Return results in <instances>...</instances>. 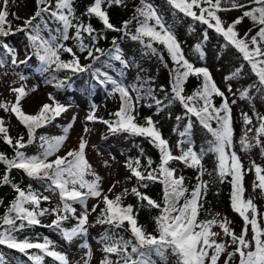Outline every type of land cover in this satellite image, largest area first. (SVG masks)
Returning a JSON list of instances; mask_svg holds the SVG:
<instances>
[{"label": "snow or ice", "instance_id": "snow-or-ice-1", "mask_svg": "<svg viewBox=\"0 0 264 264\" xmlns=\"http://www.w3.org/2000/svg\"><path fill=\"white\" fill-rule=\"evenodd\" d=\"M124 3L125 0H93L84 15L89 20L93 17L98 19L104 29L130 36L131 40L138 41L153 54L158 53L154 44L162 45L166 49L171 60L177 65L173 69L172 100L178 101L185 109V115L196 117L200 125L211 134L212 140L209 142L208 151L216 156L215 172L220 182L223 183L230 177L231 208L243 220L241 232L237 234L230 227L231 221L227 217H220L219 214L200 219L201 210L204 209V196L208 189L207 182L202 180L205 174L202 155L192 147L185 149L184 140L179 141L177 145L180 155H173L169 141L163 138L151 117L145 118L144 124L137 122L134 113L139 100L144 98L140 95V89L132 86V90L137 92L134 100L128 86L114 79L107 71H102L100 67H94L102 57H111L125 68L129 66L120 54L121 49L117 46L116 38L112 40L114 52L111 49L106 52L96 46L102 32H98L90 22L85 23L76 15L74 0H54V3L53 0H37L38 10L35 15L13 28L12 22L8 19L9 0H2L0 65L5 63V55L10 56L11 64L17 67L27 65L34 56L39 62V71L52 73L49 82H54L58 89L64 88L71 80V76H66L63 80L57 79L54 73L60 71L71 72L72 75L89 72L100 85H111L110 94H118L121 101L119 109L110 114L113 119L98 117L96 106L92 105L86 120L103 123L111 134L123 133L146 138L158 150L159 163L153 166L154 161L151 157L147 158L146 164H142L140 157L128 158L125 163L129 172L127 179L134 178L138 186L130 190L125 188L121 193L115 194L114 198H110L109 194L120 182L116 181L107 192L103 190V178L93 170L86 158L88 141L83 135L79 137L78 148L69 149L64 155L59 154L68 139L70 129L76 120L75 116L63 127V134L37 137L38 129L61 117L69 110V106L58 102L49 94L52 103H45L35 114H28L23 110L21 101L29 94V90L24 85L12 87L10 91L15 94V102L0 101V109L14 115L23 125L27 130V140L23 135L13 137L6 120L0 117V141L10 146L14 152L11 157L0 152V164L5 168L0 176V184H11L15 192L5 212L0 215V245L29 256L34 264H42L45 256L53 258L58 264H70L65 254L55 250L54 242L49 237L20 239L17 233L25 228L40 225V217L51 215L54 218L46 227L58 230L63 239L70 242L78 236L88 234L89 216L96 213L95 223L108 225L100 240L104 255L99 264H167L169 257L174 258V264H218L223 253H227L224 264H229L237 255L239 264H264V225L261 222L264 214L258 212L252 198L245 199L244 196V177L248 171L255 173L254 190L259 189L264 193V166L252 161L251 167L245 169L240 156L234 150L232 109L225 93L217 86L206 67H195L185 58L180 42L148 0H140L132 18L124 21L121 27L111 23L107 8L113 5L122 6ZM167 3L185 16L207 25L209 29H214L233 46L257 77V82L249 87H255L257 91L264 93V0H247V3L230 0L231 7L227 9L221 7L222 0H167ZM234 9L243 10L242 15L225 26L218 12ZM45 14L57 23L55 31L58 35L45 38L42 32L47 28V22L44 21L43 26L34 23L37 18L43 20ZM11 15L20 19L15 13ZM244 18L250 19L253 26L258 29L254 35H249L252 32V29H249L241 37L236 30V26L242 23ZM133 22L137 26L135 31L131 32L129 25ZM16 33H24L28 42L23 60L17 59L18 50L7 42V38ZM85 37L89 39L88 43H85ZM70 39L76 42L79 52L86 53L85 59L91 63H81L73 47L64 43ZM204 39H208L207 32L204 33ZM196 47L199 49L200 46ZM28 48L31 49L30 52H27ZM62 53L69 54L71 59H62ZM160 58L163 59V56ZM240 71L241 69H237L232 77L226 79L237 77ZM189 76L202 78V82L192 94L185 95L184 84ZM19 78L24 80L25 76L20 74ZM148 95L151 96V92ZM214 96L222 98L218 107L213 102ZM240 98L251 100L249 89L241 91ZM152 99L159 108L162 101L155 96H152ZM235 102L232 101L233 104ZM241 116L245 125L239 140L241 149L247 152L259 147L261 155H264V141L261 139L264 137V115L254 112L258 126L253 125V117L248 113H242ZM176 119L179 121L181 117L177 116ZM213 121L216 127L212 126ZM249 125L253 126L248 127ZM192 126L189 119L185 130L179 133L180 136L189 135ZM89 131V128H84L85 133ZM249 133L254 135L249 136ZM37 140L39 151L33 155L26 154L24 149ZM173 161H179L198 170L197 183L190 191L185 185V177L177 175V170L171 167ZM13 169L22 170L28 178L40 182L44 191L33 189L31 184L27 188L12 184L10 173ZM89 176L92 178L88 179ZM149 183L162 185L161 202L141 190L147 189ZM45 193H54L58 196L56 206L41 207L42 203L51 201V196ZM129 194L136 197L141 207L158 210V215L153 218L154 232H148L139 224L137 209L132 204H124V199ZM89 199L98 200L91 209L87 204ZM100 203L103 204L102 208ZM75 205L81 206L79 212ZM69 219H74L76 223L71 228H65L64 222ZM249 226L252 233L250 239ZM216 227L221 231H214ZM121 232L129 233V236L126 238ZM221 233L228 239L218 240ZM230 246L233 250L228 252ZM82 247L88 249L83 264H91L93 257L91 248L87 244H83ZM32 249L38 250L41 254L31 255L29 250ZM0 264H5L2 255Z\"/></svg>", "mask_w": 264, "mask_h": 264}, {"label": "trees", "instance_id": "trees-1", "mask_svg": "<svg viewBox=\"0 0 264 264\" xmlns=\"http://www.w3.org/2000/svg\"><path fill=\"white\" fill-rule=\"evenodd\" d=\"M140 0H125L124 5L116 6L113 5L110 8H107L110 22L113 23L117 27H121L122 23L126 20H130L134 14L135 8L139 5ZM157 10L158 13L162 16L164 21L166 22L167 26L171 28L173 34L176 36L177 40L180 42L182 48L185 45H189L191 48V54L193 55L191 58L185 57L190 63H192L195 67H206L217 86L225 93V96L228 99V102L232 109V120H233V128H234V138L238 136V116L235 113L236 107V98H231V96L227 93V91L218 85L215 71H221L225 78L232 77V74L236 72L237 69H241L239 75L237 77L227 79L231 85V89L238 95L240 98V93L244 89H249L251 97L260 96L264 99V93L259 92L256 90L255 87H249L254 85L257 82V77L252 73L250 66L247 64L246 61L242 59V55L230 44H228L225 39L220 35L217 34L214 29H209L207 25H204L198 21L193 20L190 17L185 16L184 14L180 13L178 10L173 9L168 3L167 0H148ZM240 3H247V0H238ZM54 3V0H53ZM20 5H24L29 13V17L35 15L36 11L38 10L37 0H9L8 11L10 13L8 19L12 22L13 28L22 25L23 21L27 18L20 16L17 13V8ZM0 6H2V0H0ZM89 6L88 0H74V8L76 15L79 16L85 23L90 22L92 26L98 31L102 32V37L96 42V46L104 49L106 52L110 49L113 50L112 40L116 38L117 46L121 49V56L124 60H126L129 64L128 67H124L119 61L112 59L111 57H102L101 61L97 62L94 67H100L102 71H107L110 76L114 79L118 80L125 84V86L129 87L130 93L132 90V86H136L140 89V95L144 98L139 100L137 104L136 112V120L140 124L145 123V118L151 117L154 121L156 127L161 132L163 138L169 141L171 146V137L167 134V129L170 125H174L173 130L177 133L180 137V141L184 140V147L185 149L188 147H192L193 150L198 152L202 155V166L204 168L206 179L205 181L208 184L207 193L204 196V209L201 210L200 219L209 218L212 214H219L221 217L224 210H227L233 214H235V220L233 226L231 227L237 234H239L243 228V220L242 218L235 213L231 208L230 202V194H231V184L229 183L230 177L225 179L223 183L220 182L216 172V158L215 154L208 151L210 147V141L212 140L211 134L204 129L199 121L194 116H186L185 109L183 106L178 102L172 100V92H171V85L173 80V69L177 67L176 64L171 60L170 56L168 55L166 49L159 44H154V47L157 48L158 53L153 54L148 49H146L141 43L138 41H133L130 39V36H125L122 32H114L111 30L104 29L102 23L96 19L95 17L89 18L84 15L86 8ZM106 7V5H105ZM222 8H230L231 3L230 0H222L221 4ZM167 11L169 14H166ZM231 12L236 11L238 14L229 21L226 25L231 23L237 17L242 15V11L240 9L230 10ZM11 13H15L20 19H16ZM219 15V13H218ZM44 21L47 22V28H44L42 35L45 38H49L50 36L58 35L55 29L58 27L57 23L54 20H51L46 14L43 16V20L41 18H37L34 23L41 24L43 26ZM244 22H248V25L244 30L240 29V25ZM136 23L133 22L129 25V30L131 32L135 31ZM252 29V32L249 35H254L255 32L258 30L252 24V21L248 18H244L242 23L236 26V30L240 34L241 37L244 36L246 32ZM207 32L208 39H204V33ZM15 35L21 36L24 40L25 50L27 46L26 35L24 33H16ZM70 35H72V31H70ZM10 37V36H9ZM179 38V39H178ZM89 39L85 37V43H88ZM66 45L73 47V50L77 53L80 57L82 64L91 63L90 60H86L85 56L86 53L79 52V49L76 47V42L73 39L64 42ZM197 45H199V49H197ZM31 49L28 48L27 52H30ZM0 53H2V49H0ZM163 56V59L160 56ZM20 58L19 55L17 59ZM62 59L69 60L71 59L70 55L67 53H62ZM5 63L2 65L4 69H7L8 73L11 72L12 69H18L19 67L13 66L11 64L10 56H4ZM25 59V56L24 58ZM18 59V60H23ZM202 61V62H200ZM210 64L217 65V68L212 69ZM29 67L33 70L36 74L38 73L41 77V83L45 86L49 87L48 92V101L47 103H52L49 99V94L55 97V99L60 102L62 101V97L71 98L69 92H77L80 93L82 96L86 97L88 102V111L86 116L88 115L89 111L91 110L92 105L96 106V115L98 117H103L104 119H113L110 115L117 111L120 107L119 102L121 103L118 94H110L111 93V85H100L97 81H95L89 72L79 73L77 75H72L71 72L60 71L54 73V75L59 80H63L66 76H71V80L64 88H56L54 86V82L50 83L52 73H41L39 71V62L33 56L32 60L27 64L24 65ZM20 74H23L21 70H18ZM24 75V74H23ZM28 77L27 75H24ZM1 78V77H0ZM202 78L197 79L195 76H189L187 81L184 84V94L190 95L197 87L201 85ZM252 91V92H251ZM135 95L137 96V92ZM151 92V96L148 93ZM100 95L101 104L103 110L99 113L98 103L94 102L93 97ZM152 96L162 101V104L159 108L155 105V101L152 99ZM117 97L119 100H117ZM241 99V98H240ZM235 100L236 102L233 104L232 101ZM244 100V99H242ZM171 101V102H170ZM214 104L218 107L222 102L221 97H213ZM151 105V106H149ZM154 116L157 119L154 120ZM177 116H180L181 119L178 121L176 119ZM253 125L257 126L256 119L253 115ZM0 117H3L6 122L7 126L9 127L10 134L13 137H19L23 135L25 140H27V130L21 125L14 115L10 113H5L2 109H0ZM196 122L200 128V137L197 138L196 135L193 134L192 126L190 130V134L186 137H181L180 132L185 130L183 123L187 121L189 122ZM86 117H85V120ZM68 123L63 124L59 120H55L52 123L48 124L46 127L41 128L43 135L53 137L63 134V127L66 126ZM95 124L101 130L102 140L106 141V143H111L123 149L127 154L128 158H141L142 164H146L147 158L151 157L154 161V165L159 163V152L158 150L148 142V140L144 137H136V136H129L127 134H111L108 131V128L103 123L97 122H89L87 121L86 126L91 130V128L95 127ZM252 125V126H253ZM212 126L216 127L215 122H212ZM251 126V127H252ZM74 130V124L70 129L68 134V139L65 141L63 148L67 145L68 140L72 136ZM86 135L84 138L87 139V136L90 135V131L85 133ZM62 148V149H63ZM78 148V147H77ZM141 150L143 154H141ZM0 152L7 154L9 157L14 155L13 149L8 146L7 144L0 141ZM174 155V154H173ZM180 155V153L178 154ZM175 155V156H178ZM242 163L245 169L250 168V166L246 165L244 160ZM258 165L264 166L263 160L260 158L259 161L256 163ZM171 167L175 168L176 170H180V174L184 177L188 176L190 178V182L186 183V187L189 191L192 187L197 183V176L199 175L198 170L196 168H190L185 164L179 161L171 162ZM5 168L2 164H0V176H2ZM254 173V171H248L244 177V187H245V199L252 198V195L249 193V174ZM129 176V175H128ZM126 176L123 181L120 189L117 191L116 194L121 193L125 188L131 189L134 186H138L136 180L133 178L132 180H128ZM10 179L12 184H18L21 188H27L29 184L32 185L33 189L43 192L44 188L42 187L41 183L35 180H31L28 178L23 172L19 173L18 169H13L10 173ZM6 186L7 188L3 191V195L0 198V215H2L5 210L6 206L11 202V200L15 196L14 189L12 188L11 184L3 185L0 184V191L2 187ZM142 191L146 192L149 196L153 199L161 202L162 198V185L159 183H149V187L147 189H141ZM51 196L50 202L42 203L41 207H54L58 203V196L54 193H45ZM115 196V195H114ZM114 196L112 198H114ZM94 199H89L87 204L88 208L90 209ZM254 203L257 206V210L259 213L264 214L263 204L255 201ZM183 201H181L182 203ZM146 203V202H145ZM124 204H132L137 209V219L140 225H143L148 232H154L155 224H154V217L158 215V210L149 208V207H141L138 203L135 196L129 194L124 199ZM103 207V204L100 205ZM54 217L51 215H46L44 217H40L41 222L43 223H51V220ZM228 219V218H227ZM229 220V219H228ZM262 225H264V219H262ZM76 221L74 219H69L68 221L64 222L65 228H71ZM34 226L25 228L22 232L17 233L18 238L23 239L25 237L35 238L40 237L41 239L44 236L49 237L52 239L49 233L40 232L37 229H33ZM27 229H31L30 232H26ZM106 229H108V225H100L95 223V219L89 222L88 232L93 233L95 238L101 240V237L105 234ZM50 233L54 235L60 236L62 239V235L58 230L49 228ZM126 238L129 236V233L121 232ZM64 240V239H63ZM65 242H69L64 240ZM2 246L0 248V255L3 253H9L10 255H14L16 260L19 264H34V262L30 259L28 261H22L21 257L14 253L13 250L7 248L6 246ZM233 250V249H232ZM231 250V251H232ZM230 251V252H231ZM3 252V253H2ZM41 254L38 250H34L32 255ZM227 259V258H226ZM167 264H174V258L169 257ZM229 264H239V256L233 257V259L229 262Z\"/></svg>", "mask_w": 264, "mask_h": 264}, {"label": "rangeland", "instance_id": "rangeland-1", "mask_svg": "<svg viewBox=\"0 0 264 264\" xmlns=\"http://www.w3.org/2000/svg\"><path fill=\"white\" fill-rule=\"evenodd\" d=\"M89 5L93 3V0H88ZM159 1V0H157ZM165 12V11H164ZM17 13L22 17H29V13L24 5H20L17 8ZM166 14H169L167 11ZM220 18L222 21L227 24L229 21L234 19V17L238 14L236 11H220L218 12ZM248 25V22H244L242 25H240V29L244 30L246 26ZM179 39V38H178ZM7 42L10 46L15 47L18 50V55L20 58L23 59L26 55L24 40L21 36L14 35L7 38ZM182 48V46H181ZM183 54L188 59L191 58L193 55L191 54V48L189 45H185L184 48H182ZM202 62V61H200ZM212 69L217 68V65L210 64ZM18 70H21L24 75H27L28 77H25L24 80H20V73ZM215 76L218 85L223 87L227 93L231 96V98H236V107H235V113L238 116V136L234 139V150L237 152V154L240 156L241 161L244 160L245 164L251 167V162L255 161L257 163L259 159L261 158L264 162V155H261V151L259 147H254L251 149V151H243L241 149V146L239 144L240 137L243 134V131L245 129V125L242 120V113H248L249 115L254 116L255 113H259L260 115H264V99H262L260 96H254L251 100L248 99H240L238 95L234 92L233 89L229 91V81L225 78L224 74L221 71L216 70ZM0 101H11L15 102V94H13L10 89L12 87H20L21 85H24L27 90H29V94L21 101V105L23 110L28 114H35L38 112L40 107L47 103L48 101V92L49 87L45 86L41 82V77L38 73H34L33 70L29 67H26L24 65L20 66L18 69H12L10 73H8L7 69H4L2 65H0ZM35 88V91H31V89ZM252 92V91H251ZM69 95H71V98L63 96L61 99L64 102V105L69 106V110L62 114L61 117L57 118L61 123L66 124L71 122V118L73 116L76 117V120L74 122V130L72 133V136L68 140L67 145L61 149L60 155H64L65 152L69 149L77 148L79 143V137L80 136H86L84 135V128L86 126L87 121L85 120L86 114H87V107L88 102L86 97L82 96L80 93L77 92H69ZM131 95L133 96L134 100L136 98L135 92L131 90ZM94 102L98 103V111L101 113L103 110L100 95H97L93 97ZM117 100L119 98L117 97ZM120 101V100H119ZM120 104V102H119ZM255 117V116H254ZM157 119L156 116H154V120ZM257 122V121H256ZM184 127L187 125V121L183 123ZM192 125L194 126L192 129V132L194 135H196L197 138L200 137V128L197 125L196 122H192ZM252 125H249L248 127H251ZM258 126V124H257ZM174 125H170L167 129V134L171 137V145H172V153L174 155H178L180 153V149L177 147L178 142L180 141V137L177 135V133L173 130ZM40 135H43L42 130H37V137ZM254 135V133H249V136ZM262 141H264V137L261 138ZM88 146L86 148V158L88 162L91 164L93 170L98 173L102 178V188L105 192L116 182L119 181L120 183L116 185L113 192L109 194L110 198H112L117 191L120 189L122 185L123 179L129 175V172L125 166L126 160H127V154L126 152L121 149L120 147L113 145L111 143H106V141L102 140V134L101 130L98 127L97 124H95L94 128H91L90 135L87 136ZM26 154L33 155L36 154L39 151V141L37 140L36 143H33L29 145L26 149H24ZM215 156V155H214ZM216 158V156H215ZM216 160V159H215ZM204 169V168H203ZM19 173H22V170H18ZM180 170H177V175L180 174ZM88 179H91L92 177H87ZM249 193L252 195L253 199L255 201H258L259 203L263 204L264 208V193H261L259 189L253 188L254 181L256 180L255 174L250 173L249 174ZM206 174L202 177V180L205 181ZM186 183L190 182V178L188 176L185 177ZM6 186L2 187V190L0 191V198L3 195V191L6 189ZM98 200L94 199L91 207L94 204H97ZM102 203H100L101 205ZM77 207L78 212L81 210L80 205H75ZM90 207V209H91ZM96 213H92L89 216V222L93 221L96 217ZM221 217H227L229 221H231L230 227L233 226L234 220H235V214L224 210ZM50 223H43L41 222L40 225L34 226L33 229H37L40 232L49 233L50 236L53 239L55 250L65 254L70 262V264H83L84 259L86 258L85 254L88 251L87 248H83V244H87L92 252L93 257L91 260V264H99L100 260L103 257L102 252V244L100 243V240L95 238L93 233L88 232L86 236H78L74 238L70 242H65L60 236L54 235L50 233V230L46 225ZM214 231L220 232L221 230L216 227L213 229ZM26 232L31 233V229H27ZM251 230L249 226V233L248 238H251ZM218 240L221 239H228L223 237V234L221 233V236L217 238ZM2 246H0L1 248ZM233 249L232 246L228 247L227 251L230 252ZM14 251L15 254H17L19 257H21L22 261H28L29 256L20 253L18 250L11 249ZM35 249L29 250V253L32 255V252ZM3 253V252H2ZM5 264H19V262L16 260V257L14 255H10L9 253H3L2 254ZM227 258V253H223L218 260V264H224V261ZM42 264H58L57 261H55L51 257L45 256L43 259Z\"/></svg>", "mask_w": 264, "mask_h": 264}]
</instances>
